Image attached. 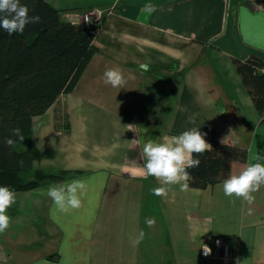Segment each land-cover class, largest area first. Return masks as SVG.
Listing matches in <instances>:
<instances>
[{
  "label": "crops",
  "instance_id": "crops-1",
  "mask_svg": "<svg viewBox=\"0 0 264 264\" xmlns=\"http://www.w3.org/2000/svg\"><path fill=\"white\" fill-rule=\"evenodd\" d=\"M46 1L73 23L93 8L106 18L75 89L33 119L34 168L72 173L14 191L0 264H219L193 258L217 237L233 249L230 264H264V185L249 204L226 196L224 181L186 191L166 186L168 195L156 196L160 181L140 175L146 142L192 127L209 144L248 151L231 175L256 162L264 124L235 59L264 62V0ZM149 3L156 11L142 13ZM114 67L125 74L126 88L103 82ZM74 179L85 182V194L79 208L65 212L45 193ZM141 231L144 239L134 246Z\"/></svg>",
  "mask_w": 264,
  "mask_h": 264
},
{
  "label": "trees",
  "instance_id": "trees-1",
  "mask_svg": "<svg viewBox=\"0 0 264 264\" xmlns=\"http://www.w3.org/2000/svg\"><path fill=\"white\" fill-rule=\"evenodd\" d=\"M40 22L8 34L0 28V186L13 191L33 190L59 182L72 171L48 172L33 166V119L45 114L62 94L72 92L98 51L94 44L106 14L90 26L63 19L62 10L46 0H21ZM238 73L252 96L264 124V62L257 56L235 59ZM21 129L24 140L13 136ZM15 140L8 145L6 138ZM212 151L194 154L198 168L188 169L189 185L205 189L231 175L232 164L247 161L248 151L232 144L212 143ZM264 163V137L258 138Z\"/></svg>",
  "mask_w": 264,
  "mask_h": 264
},
{
  "label": "clouds",
  "instance_id": "clouds-1",
  "mask_svg": "<svg viewBox=\"0 0 264 264\" xmlns=\"http://www.w3.org/2000/svg\"><path fill=\"white\" fill-rule=\"evenodd\" d=\"M156 7L146 4L141 12L152 13ZM27 5L21 0H0V28L8 34L25 31L27 25L40 22L38 15H30ZM143 67V66H142ZM104 83L113 88L124 89L128 83L125 74L118 68H107L104 73ZM195 123L194 120H190ZM13 136L24 140L21 129H13ZM206 133L200 128L192 127L171 139L162 142L148 141L143 146V156L146 158L144 169L140 173L142 178L155 177L160 181V187H154L152 193L156 196H167L169 188L166 186L179 185L180 191H186L189 187L188 181L192 179L188 169L198 168L201 160L194 158V154L203 155L212 151V145L205 139ZM8 145H13L15 140L12 137L6 138ZM37 150L43 151L41 142L37 144ZM256 162H250L237 174L230 175L223 182V192L226 196L243 198L249 204L255 200L253 193L259 191L264 185V163L256 156ZM37 161H33L35 167ZM86 184L83 180L74 179L71 182L52 185L46 190V195L52 199L54 204L62 211L77 209L81 206V198L84 196ZM17 200V194L8 186H0V234L5 233L12 226V218L8 215ZM251 211V210H250ZM146 225L151 228L155 226L154 218H146ZM145 233L141 231L132 243L139 244L144 239ZM211 249L205 247V254Z\"/></svg>",
  "mask_w": 264,
  "mask_h": 264
},
{
  "label": "built area",
  "instance_id": "built-area-1",
  "mask_svg": "<svg viewBox=\"0 0 264 264\" xmlns=\"http://www.w3.org/2000/svg\"><path fill=\"white\" fill-rule=\"evenodd\" d=\"M104 11L98 8H93L82 15L81 24L90 26L96 20H100L103 17ZM205 247L211 249L209 254H205ZM201 256L209 258L219 264H230L234 261V253L229 242L224 239L217 237L204 243L201 247Z\"/></svg>",
  "mask_w": 264,
  "mask_h": 264
},
{
  "label": "rangeland",
  "instance_id": "rangeland-1",
  "mask_svg": "<svg viewBox=\"0 0 264 264\" xmlns=\"http://www.w3.org/2000/svg\"><path fill=\"white\" fill-rule=\"evenodd\" d=\"M99 9V8H98ZM91 10V9H90ZM89 11V10H88ZM103 15H104V13H103ZM60 116V115H59ZM58 118V120H60L59 119V117H57ZM63 118V117H62ZM234 227V226H233ZM194 252H192V251H190V254H188V257H193L194 255ZM199 257H201V258H203L202 256H201V254H200V251H199V253L197 252V254L195 255V257H193L196 261L197 260H199ZM203 260H206V259H204L203 258ZM256 264V263H255Z\"/></svg>",
  "mask_w": 264,
  "mask_h": 264
}]
</instances>
